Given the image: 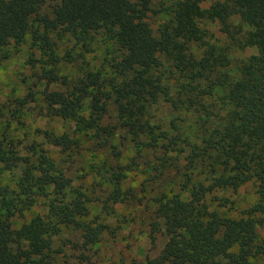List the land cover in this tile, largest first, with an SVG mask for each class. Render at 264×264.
<instances>
[{
    "label": "trees",
    "instance_id": "16d2710c",
    "mask_svg": "<svg viewBox=\"0 0 264 264\" xmlns=\"http://www.w3.org/2000/svg\"><path fill=\"white\" fill-rule=\"evenodd\" d=\"M153 1L0 0V48L24 44L30 31L48 48V33L55 31L84 42L92 34L103 33L118 44L122 52L111 63V77L89 71L67 93L47 91L45 102L51 116L75 122L78 131L91 133L100 147H111L121 137L138 154L159 149L163 157L157 166L152 162L155 171L159 165L187 162L182 190L189 196H164L159 202L153 231L167 241L147 264H264V236L259 233L264 229V0H225L209 9L202 7L204 0H175L174 15L158 36L147 22ZM47 2L50 12L42 14ZM233 18L241 25L233 24ZM203 21H218L237 47L257 52L228 84L227 115L209 128V116L200 115L194 141L174 123L171 129L177 134L171 136L151 112L163 100L187 116L197 117V106L205 107L201 99L209 90L202 81L229 62L215 46L201 60L193 57L190 45L203 41ZM33 23L39 26L34 31ZM51 56L57 59L54 53ZM164 59L171 63L178 82L175 94L163 82ZM26 103L25 99L19 104ZM44 135L63 153L75 148L76 140L69 133ZM14 141L19 144L8 131L0 137V170L10 173L16 185L15 189L0 187V264H61L62 251L54 239L64 228L101 234L105 226L94 228L83 220L89 215V198L79 194L68 199V192L74 190L71 180L41 145L19 150ZM197 169L210 176L209 184L194 180ZM105 172L112 190L103 206L109 209L132 197V192L124 190L122 170L112 167ZM252 181L257 183L259 201L247 217L233 219L209 208L207 197L216 189L238 190ZM50 196L54 199L47 217L37 216L14 228L19 211Z\"/></svg>",
    "mask_w": 264,
    "mask_h": 264
},
{
    "label": "rangeland",
    "instance_id": "374dc122",
    "mask_svg": "<svg viewBox=\"0 0 264 264\" xmlns=\"http://www.w3.org/2000/svg\"><path fill=\"white\" fill-rule=\"evenodd\" d=\"M219 1L225 0H204L202 7L209 9ZM174 5L175 0L153 1L147 22L155 36L172 19ZM48 12L49 2L42 14ZM37 24L33 23V31L39 27ZM233 24L241 25V21L233 18ZM201 29L203 41L190 45L193 57L201 60L206 50L215 46L222 49L229 62L226 68H218L208 80L202 81V87L209 90V94L201 99L205 107L197 106V117L187 116L163 100L151 112L153 120L171 136L177 134L171 129L174 123L181 133L193 135L191 138L194 141V130L199 128L195 122L200 115L209 116L208 128L227 115L228 84L257 52L253 48L237 47L218 21H203ZM43 31L41 28L40 32ZM48 37L49 48L41 39H35L32 31L28 33L24 44L16 46L12 43L0 48V108L3 113V118H0V137L4 131H8L19 142L17 144L14 141L13 145L17 144L19 150L31 144L41 145L46 151L44 154L56 161L59 169L71 180L74 190L68 192V199L79 197V194H86L89 198L86 202L89 215L83 220L94 228L99 224L105 226L101 234L73 227L64 228L63 233L54 239L57 248L62 251L59 257L61 264H147L149 259L160 254L167 241L166 237L153 231L159 202L164 196H189V192L182 190L187 162L181 159L173 166L162 168L159 165V170L155 171L152 162L157 166V160L163 157L159 149H145L142 154H138L136 148L121 137L114 139L111 147L103 148L91 138V133L78 131L75 122L51 116L45 102L47 91L67 93L89 71L111 77V63L114 58L121 56L122 51L118 44L109 41L103 33L92 34L85 42L60 31L50 32ZM52 53L57 59L51 56ZM163 62V82L175 94L178 91L175 73L170 62L165 59ZM210 81L212 83L207 87ZM217 81L224 85H219ZM25 99L28 103L20 106L21 100ZM45 132L57 136L69 133L76 140L74 150L63 153L48 143ZM112 167L123 171L124 190H130L132 197L105 209L103 200L112 190L110 176L105 171ZM209 178L202 169L194 172L196 182L209 184ZM4 186L16 188L12 175L0 170V187ZM53 199L54 196L40 198L30 209L19 211L13 218L14 228H21L37 216L47 217ZM207 199L211 210L233 219L245 218L246 212L259 201L257 183L252 181L238 190L216 189ZM259 233L263 237L264 229H260Z\"/></svg>",
    "mask_w": 264,
    "mask_h": 264
}]
</instances>
